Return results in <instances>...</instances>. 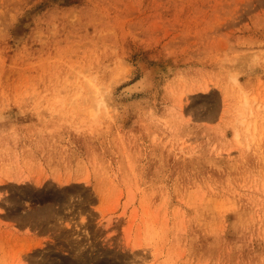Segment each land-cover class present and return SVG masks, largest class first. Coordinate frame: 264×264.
Instances as JSON below:
<instances>
[{
  "label": "rangeland",
  "instance_id": "obj_1",
  "mask_svg": "<svg viewBox=\"0 0 264 264\" xmlns=\"http://www.w3.org/2000/svg\"><path fill=\"white\" fill-rule=\"evenodd\" d=\"M0 264H264V0H0Z\"/></svg>",
  "mask_w": 264,
  "mask_h": 264
},
{
  "label": "bare ground",
  "instance_id": "obj_2",
  "mask_svg": "<svg viewBox=\"0 0 264 264\" xmlns=\"http://www.w3.org/2000/svg\"><path fill=\"white\" fill-rule=\"evenodd\" d=\"M145 77V76H144ZM144 79H146V77L144 78ZM135 84H132L133 85V89H135V90H138V88H140L142 85H143V83H145V81L143 80V78L142 79H139V81H137V82H134ZM144 86V85H143ZM129 87H132V86H129ZM142 88V87H141ZM130 90V89H129ZM140 90V89H139ZM236 134H237V131H236ZM59 179V178H58ZM39 180V179H38ZM40 181H37V183H39Z\"/></svg>",
  "mask_w": 264,
  "mask_h": 264
}]
</instances>
